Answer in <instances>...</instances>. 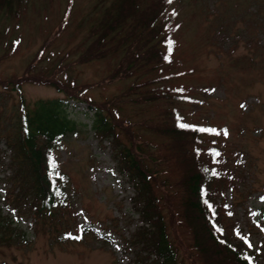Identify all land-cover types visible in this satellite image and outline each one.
Masks as SVG:
<instances>
[{"label":"rangeland","instance_id":"1","mask_svg":"<svg viewBox=\"0 0 264 264\" xmlns=\"http://www.w3.org/2000/svg\"><path fill=\"white\" fill-rule=\"evenodd\" d=\"M95 3L28 0L17 18L0 13V80L21 81L32 63L44 70L59 65L63 68L59 78L77 85L103 81L85 98L106 104L109 112L116 110L119 120L130 125L135 141H147L154 155L158 140L139 125L153 117L156 108L130 103L131 99L114 105L111 100L121 97L130 81L107 83L104 61L76 64L92 24L88 20L97 16ZM175 8L180 25L172 66L178 75L167 84L192 98L191 103L176 106L187 122L225 131L214 144L223 157L217 164L222 165L223 174L231 175L233 188L225 185L221 202L220 196L216 201L232 237L239 239V234L247 240V253L257 254L258 264H264V0H177ZM66 10L67 21L63 19ZM10 87L0 86L3 163L10 156L5 142L18 134L21 102L30 109L38 100L60 101L75 130L61 140L54 154L69 198V208L56 212V217L35 221L27 211L30 198L24 199L22 189L7 180L10 169L0 166V217L11 223L15 236L24 233L23 242L14 236L7 244L0 243V264H146L138 247L131 244L140 223L132 212L130 183L119 175L111 145L93 136L88 106L25 80L19 82V91ZM146 155L151 157L148 151ZM175 174L162 172L160 178L171 184ZM176 198L173 193L168 200L173 212ZM161 212L166 218V210ZM175 234L188 246V233L181 226Z\"/></svg>","mask_w":264,"mask_h":264},{"label":"trees","instance_id":"2","mask_svg":"<svg viewBox=\"0 0 264 264\" xmlns=\"http://www.w3.org/2000/svg\"><path fill=\"white\" fill-rule=\"evenodd\" d=\"M27 2L0 0V13L17 18ZM176 2L96 0L93 10L97 16L88 20L92 24L76 58V64L104 61L107 83L116 79L130 81L121 97L111 100L114 105L131 99L130 103L156 108V114L139 125L143 132L158 140L154 155L147 141H135L130 125L119 120L116 110L109 112L106 104L97 105L85 98L88 91L103 81L77 85L59 78L63 73L59 65L44 70L32 63L26 67L21 81L49 86L66 100L88 106L93 136L111 145L119 175L130 183L132 212L140 223L131 236V240L135 239L131 244L138 247L148 261L146 264H258L260 256L247 253L248 241L239 234V239L232 237L222 217V190L225 185L232 190L233 185L231 175L223 174L222 165L217 164L223 157L214 139L224 136L225 131L187 122L176 106L191 103L192 98L182 89L167 84L178 75L172 66L180 25ZM68 16L66 10L63 19L67 21ZM19 82L0 80V86L19 91ZM129 94L132 98L127 97ZM63 108L58 100H38L30 109L21 102L18 134L5 142L10 154L7 163L0 157V166L11 171L7 180L22 189L24 199L30 198L27 211L35 221L56 217V212L69 208L54 156L56 146L75 130ZM147 151L151 157L146 155ZM162 172H176L171 184L160 178ZM173 186L177 191H172ZM173 193L177 195L174 212L168 204ZM162 209L166 210V218ZM178 226L188 233V246L177 239ZM10 227L11 223L0 217V243L13 240L15 232ZM17 238L23 242L24 233H17L14 239Z\"/></svg>","mask_w":264,"mask_h":264}]
</instances>
